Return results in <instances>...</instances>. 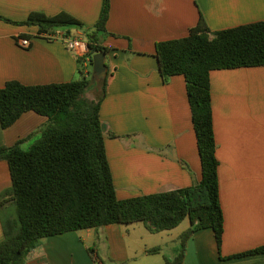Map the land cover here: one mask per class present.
<instances>
[{
    "label": "crops",
    "instance_id": "obj_1",
    "mask_svg": "<svg viewBox=\"0 0 264 264\" xmlns=\"http://www.w3.org/2000/svg\"><path fill=\"white\" fill-rule=\"evenodd\" d=\"M101 5L102 0H0V16L20 22L33 11L66 12L86 30L97 21ZM200 15L211 31L238 27L264 20V0H110L106 29L114 36L103 40L109 48L108 75L99 117L118 199L188 187L201 178L184 77L164 83L155 57V43L187 36ZM84 30L73 29L71 38L80 42L78 55L85 58L87 73L92 66ZM20 39L30 45L21 47ZM76 58L62 39L47 40L37 36L36 27L0 20V88L12 80L24 85L77 80ZM209 79L223 239L219 252L211 229L196 231L180 264H264V253L230 258L264 246V66L213 70ZM46 121L32 111L23 113L10 127H0V146L13 145ZM10 184L7 163L0 160V192ZM127 226L42 239L24 264H94L88 248L95 250L98 264H105L100 250L125 264L159 246L141 243L130 256Z\"/></svg>",
    "mask_w": 264,
    "mask_h": 264
},
{
    "label": "trees",
    "instance_id": "obj_2",
    "mask_svg": "<svg viewBox=\"0 0 264 264\" xmlns=\"http://www.w3.org/2000/svg\"><path fill=\"white\" fill-rule=\"evenodd\" d=\"M109 8L110 0H102L97 21L86 30L66 12L48 16L33 11L20 22L2 16L0 20L36 27L37 36L47 40H63L71 37L73 29H83L91 67L93 55L109 52L103 40L114 36L106 29ZM155 57L164 83L175 75L184 77L201 162L200 180L184 188L117 198L105 150L106 130L99 117L108 74L97 90L91 71L84 72L85 58H76L77 80L43 85L8 81L0 88V127H10L28 111L47 117V121L13 145L0 146V160L7 163L11 181L10 187L0 192V208L14 206V215L2 217L0 213V264H24L39 241L48 237L137 222L144 223L149 232L159 233L174 229L185 219L189 227L178 237L174 259L166 264H180L187 240L202 229L212 230L220 252L224 218L209 77L213 70L264 66V20L211 31L200 15L187 36L155 43ZM107 135L114 137L111 132ZM27 142L31 143L24 149ZM87 252L98 264L95 250L88 248ZM259 253H264V246L230 258Z\"/></svg>",
    "mask_w": 264,
    "mask_h": 264
},
{
    "label": "rangeland",
    "instance_id": "obj_3",
    "mask_svg": "<svg viewBox=\"0 0 264 264\" xmlns=\"http://www.w3.org/2000/svg\"><path fill=\"white\" fill-rule=\"evenodd\" d=\"M88 70L90 69L88 68ZM90 96L92 97L94 95L90 93ZM30 143L31 142H29L28 144L24 143L22 147L24 149H27ZM0 210L2 217L8 216V213L14 215L13 205L5 206V207L3 206L0 208ZM187 227H188V219L183 220L174 229L161 233H151L147 231L144 223L142 222L132 223L128 225L126 228L127 230H129L128 231L129 233L127 232L125 241L128 249V254L130 256H133L135 253H137L138 246L140 247L141 243H145L150 247L153 245L154 246L159 245L156 246V248L158 249L160 248L161 253L156 255L149 254V255L138 256L137 259L129 260L125 264H166V261L171 262L174 259L176 255V251L179 246V242L177 244L175 243L178 240V239L176 240V237L178 238L179 235L182 234ZM140 236H143V240L139 239ZM98 254L99 255L102 254V259L105 264H120L117 261L111 260L108 256H106L103 250H100ZM167 257H169V259H167Z\"/></svg>",
    "mask_w": 264,
    "mask_h": 264
},
{
    "label": "water",
    "instance_id": "obj_4",
    "mask_svg": "<svg viewBox=\"0 0 264 264\" xmlns=\"http://www.w3.org/2000/svg\"><path fill=\"white\" fill-rule=\"evenodd\" d=\"M107 75V67L105 64V54L97 53L92 56V71L90 75L91 81L96 85V89H100L101 83L104 81ZM19 257V253L14 256L12 261H15Z\"/></svg>",
    "mask_w": 264,
    "mask_h": 264
},
{
    "label": "built area",
    "instance_id": "obj_5",
    "mask_svg": "<svg viewBox=\"0 0 264 264\" xmlns=\"http://www.w3.org/2000/svg\"><path fill=\"white\" fill-rule=\"evenodd\" d=\"M64 43L66 44L67 48L70 51H74V54L79 57V51L77 49L78 44L80 43L77 39L71 38V37H66L63 38ZM19 45L21 47L27 48L30 45V42L28 39H20L19 40Z\"/></svg>",
    "mask_w": 264,
    "mask_h": 264
}]
</instances>
